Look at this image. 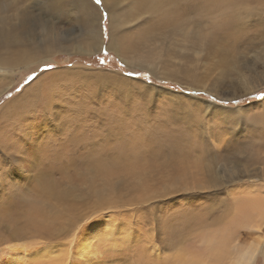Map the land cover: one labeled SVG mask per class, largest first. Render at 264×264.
<instances>
[{"label":"bare ground","instance_id":"6f19581e","mask_svg":"<svg viewBox=\"0 0 264 264\" xmlns=\"http://www.w3.org/2000/svg\"><path fill=\"white\" fill-rule=\"evenodd\" d=\"M209 1L214 3L208 6L222 2ZM20 3L24 6L22 0H0V68L14 70L27 62L36 63L37 54L60 51L69 40L71 48L81 49L74 37L67 33V26H83L80 40L100 49L98 16L95 7L87 0H41L37 6L48 10L45 15L35 11L33 5L22 9L21 5L18 6ZM69 3L75 6L73 12L66 9ZM61 16L67 20L62 22ZM166 18L174 21V14L168 13ZM226 26L223 30L229 37L238 41L243 36L245 30L235 28V22ZM108 47L115 51L119 47L127 52L133 46L128 40L121 39L119 43L111 39ZM253 64L256 66L255 61ZM261 64L264 67V59ZM61 72L54 70L41 74L0 107L3 117L0 127L4 128H0V142L4 144L6 141L10 151L17 155L22 153V157L26 156L22 158L23 162L35 166L34 184L23 190L27 193L21 199L15 191L17 187L14 190L16 180L9 179L12 172L1 173L6 183L2 184L0 180V264H255L258 248H262L260 241L249 243L243 249L241 231L243 226L249 231H260L264 223V129L261 128V135L259 114L251 115L253 129L248 126L242 129L244 136H250L248 140L234 137L232 148L224 151L223 158L233 160L229 168L217 169V154L210 155V149L204 146L205 137L191 133L194 119L201 110L184 108L185 112H181L184 115L180 116L182 123L171 126L161 121L162 124L155 123L154 127L130 126L120 114L109 113L103 116L107 124L98 131L95 125L96 120L99 121V112L90 109L87 103L74 100L66 92L68 87H73V80L78 79L60 78L56 81L55 76ZM1 80L0 93L10 86ZM248 84L244 78L245 90L255 89L254 85ZM194 101L187 99L189 104ZM55 102L65 103L70 111L63 113L61 109L60 113L57 108L53 110ZM7 105L10 109H6ZM205 105L204 109L211 107V104ZM45 111L50 115L42 113ZM215 112H226L223 116L234 114L221 109H215ZM59 118L60 121L56 122ZM45 120L56 122L62 133L60 137L51 136L43 147L38 143L36 136L39 135L35 130L37 124ZM50 126L43 124L45 134H49ZM12 127L16 129L11 130ZM20 131L26 133L21 139ZM239 153H242L240 157ZM250 162L259 164L256 169L261 175L249 169ZM80 170L100 175L101 186L83 182L85 178L81 181ZM193 171L205 176L201 185L196 184L202 190L220 191L224 183L231 187L241 176H260L263 183L242 185L230 192V199L224 196L223 200H218L217 206L209 205L199 209L201 211L179 210L167 216L156 214L150 218H138L128 225L124 222V227L118 228V238L108 235L112 227L91 228L85 242L74 252L57 241L67 236L77 224L80 214L75 206L83 205V200L84 204L89 202L87 213L130 205L138 210L141 203L152 198L167 199L173 193H178L181 200L194 201L192 196L184 193L188 191V184L183 186ZM218 173L223 175L218 176ZM117 178L120 180L115 181ZM106 223L110 224L108 220ZM11 242L20 243L4 250L2 246ZM38 243L41 245L27 251L28 247ZM162 249L170 250L171 254L163 258L160 255V260L159 250ZM263 252L262 248L261 255Z\"/></svg>","mask_w":264,"mask_h":264},{"label":"rangeland","instance_id":"374dc122","mask_svg":"<svg viewBox=\"0 0 264 264\" xmlns=\"http://www.w3.org/2000/svg\"><path fill=\"white\" fill-rule=\"evenodd\" d=\"M23 1L24 6L21 3L18 4L21 8H32L31 5H33L35 11L42 15L48 11L37 6V4L40 6L41 0H22V3ZM87 1L95 7L98 16L97 34L101 37L100 49L96 50L80 40L83 36L81 29L84 28L83 26H67L69 29L67 33L70 37H74L73 40H76L81 49L71 48V40H69L63 44L65 47L60 51L37 54L39 59L36 63L27 62L18 65L17 70L0 68V83L3 79L10 85L0 93V107L19 95L41 74L62 70L61 74L55 76L56 81L60 78L78 79L76 83L73 80V87L71 89L68 87L66 92L73 96L74 100L87 103L90 109L99 112L97 113L99 121L96 120L95 125L98 131L107 124L103 118L109 113L120 114L123 121L130 126L154 127L162 123L171 126L178 122L182 123L183 119L180 116L184 115L181 113L185 112L182 110L184 108L201 110V114L194 119L195 125L192 126L191 133L198 137H205L204 146L210 149V155L217 154V167L215 166L217 169H226L232 164L233 160H225L223 153L229 147L232 148L234 137H239L241 141H246L250 137L244 136L242 129L247 126L248 129H253L254 121L251 115L261 116L262 120L259 119V121L262 124L260 127L262 135L264 67L261 60L264 59V0H222L220 4L213 6H208L214 3L209 0H99V3L97 0ZM74 8L75 6L69 3L66 9L73 12ZM168 13L174 14V21L167 20ZM61 18L62 22L67 20L66 17L61 16ZM230 22H235V28L245 30L238 41L226 35L223 30ZM64 29L61 28L62 32H65ZM111 39L119 43L121 39L128 40L133 47L127 52L119 47L115 51L108 47ZM108 54L112 58L102 60V64L94 59L95 55ZM254 61L256 66L253 64ZM254 67L257 68L256 71H250ZM244 78L249 84L254 85L255 89L245 90L242 85ZM167 92L171 94L168 95ZM189 98L196 102L187 103ZM205 103L211 104V107L204 109L207 105ZM68 107L65 103L55 102L52 109L57 108L59 112L63 109L64 113L70 111ZM78 108L82 109L81 106ZM6 109H10V106L7 105ZM215 109L230 110L234 114L223 116L226 112L220 114L215 112ZM42 113L50 115L48 111ZM235 116V119H231ZM0 120L3 121L1 113ZM59 121L60 118L56 122ZM170 121L173 122L170 123ZM56 122L50 123L45 120L42 124H37L35 132L39 136L36 138L43 147L51 136H61L62 128ZM43 124L51 125L49 134H45ZM0 128L4 130L3 127ZM13 129L16 128L12 127L11 130ZM20 132L21 139L26 133ZM193 138L196 137L193 136ZM30 149L28 148L29 152H31ZM241 154L239 153L238 157ZM22 156V153L17 155L14 151H10L6 141L4 144L0 142V168L4 166L3 171H0V180L2 184L6 183L1 173L12 172L9 179L16 180L14 190L17 187L15 191L19 199L26 195L25 189L30 188L35 181L34 164L24 163L23 159L26 156ZM250 163L249 169H254L256 174L261 175V172L256 169L259 164ZM79 172L81 181L85 178L83 182H92L95 187L101 186L103 180L97 173L93 174L87 170ZM222 175L223 173H218V176ZM204 177L201 173L197 175L193 171L188 174L183 184V186L188 184L189 187H186L188 191L184 193L192 196L194 201L187 198L181 200L178 193H173L169 194L167 199L152 198L141 203L138 210H135L134 205H130L108 207L87 213L89 202L84 204L82 199L83 205L75 206L80 214L77 224L67 236L57 241L64 244L65 248L68 247L69 251L74 252L81 243L85 242L87 231L91 228L98 227L103 230V227H112L108 235L113 238L120 232L118 228L124 227V222L128 225L138 218H150L149 216L156 214L167 216L179 210L196 212L209 205L217 206L218 200H223L224 196L225 199H230V192L242 185L255 186L263 183L259 179L260 176L254 178L241 176L235 183L237 186L232 184L230 187V184L226 182L220 191L202 190L197 188L196 184L201 185ZM117 180L119 181L120 178L115 179ZM107 220L110 222L109 225L106 223ZM246 228L243 226L241 231V247L244 249L249 243L260 241L264 249V223L260 231H249ZM136 229L133 228V230ZM15 243L11 242L2 247L7 250ZM18 243L20 242L16 244ZM40 245L41 243L31 245L27 251ZM262 248H258L257 257L254 259L255 264H264ZM170 254V250H159V259Z\"/></svg>","mask_w":264,"mask_h":264},{"label":"trees","instance_id":"16d2710c","mask_svg":"<svg viewBox=\"0 0 264 264\" xmlns=\"http://www.w3.org/2000/svg\"><path fill=\"white\" fill-rule=\"evenodd\" d=\"M106 58H112V56L110 54L108 55H95L94 59L96 62H98L99 64H102V60H105Z\"/></svg>","mask_w":264,"mask_h":264},{"label":"snow or ice","instance_id":"6c2138e0","mask_svg":"<svg viewBox=\"0 0 264 264\" xmlns=\"http://www.w3.org/2000/svg\"><path fill=\"white\" fill-rule=\"evenodd\" d=\"M97 3H99V0H97ZM0 171H3L2 168H0Z\"/></svg>","mask_w":264,"mask_h":264}]
</instances>
